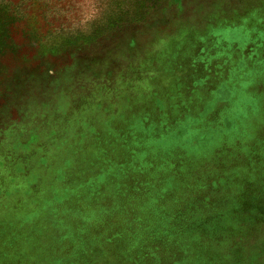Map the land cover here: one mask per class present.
<instances>
[{
	"label": "rangeland",
	"instance_id": "374dc122",
	"mask_svg": "<svg viewBox=\"0 0 264 264\" xmlns=\"http://www.w3.org/2000/svg\"><path fill=\"white\" fill-rule=\"evenodd\" d=\"M140 46L162 55V67L179 60L199 82L213 109L199 132L175 116L163 132L162 115L144 126L134 108H118V90L133 89L125 52L139 56ZM76 87L95 101L111 97L72 121L48 117L54 100L61 115L78 107ZM146 155L156 166L139 176L132 165ZM87 164L128 172L94 168L87 188L59 187L66 169ZM145 179L150 187L139 190L117 184ZM112 196L125 213L112 215L116 205L92 215L93 199ZM63 201L83 211H62L38 230L41 208ZM73 218L71 254L49 255ZM94 224L104 234L79 241ZM95 249L107 264H264V0H0V264H76Z\"/></svg>",
	"mask_w": 264,
	"mask_h": 264
},
{
	"label": "crops",
	"instance_id": "0c3cea01",
	"mask_svg": "<svg viewBox=\"0 0 264 264\" xmlns=\"http://www.w3.org/2000/svg\"><path fill=\"white\" fill-rule=\"evenodd\" d=\"M160 24H163V22ZM167 24L168 23H165V25ZM165 29L168 30V26H166ZM178 34L179 32L174 30L172 32L171 37H170V34H168L169 36H167V38L168 40H172L173 42H175L178 40V37H179ZM126 51L128 50L126 49ZM125 54H126L125 56L126 62L130 60L126 63L127 65L125 69L128 70L132 74L129 77H133L132 79L133 81H130V84H128V86L129 85L131 86L132 84L133 89L127 92L124 89L123 91L122 89L118 90L117 97L118 96L121 97L120 104L119 102L117 103L118 108H122L123 110H125L126 108H129V109L134 108L136 111L133 116L136 117L137 115H143L141 116V118L146 120V122H144V126L155 123L156 121L160 122V118L162 115V118H161L162 124L159 123L158 126H161L163 132L168 131V129H170L173 126L174 120H171L172 116H175V121L177 120L183 121L184 126H186L187 129H195L196 132H199L201 129L205 127V123H204L205 116L208 113H212L213 109L211 108L210 110L207 111V106H206L207 101L205 97H203V95H201L200 93L199 82L192 79L187 74V72H184V70H182L179 67L178 65L179 60L174 61V62L172 61V63H170L169 61L166 63V60H165V66L162 67V64H161L162 55L159 56V53H157L156 50L144 49L141 46L139 47V56L133 57L129 55L128 52H125ZM166 55H168V53ZM170 66H172L175 69L169 71ZM81 74H80L81 80L82 79L85 80L87 78L86 76L89 75L88 73H86L85 76ZM92 84L93 83H89V86H92ZM76 88L72 89L74 94H79V95L83 94V95L73 100L75 104H78V107L75 105H70L68 102L69 109H68L67 115L69 116L70 121H72V119L75 118L76 116H79L83 113L90 115V112H88L90 109L101 110L102 106H105L106 102L110 100L109 97H111V96H108V94H111V92L107 90L103 93L101 100L96 99L97 101H95L94 98H96V94L93 92V90L92 91L88 90V92L84 95L85 91L81 92L79 90V87H76ZM67 98L71 100V98L69 97ZM155 99L159 100L162 103V106H161L162 109L160 107L157 108L155 106ZM128 102H132V104H128ZM58 105H59L58 101L54 100L53 105L50 106V108H48L47 112L50 109L57 110ZM118 108L114 109L116 110L117 114H119ZM32 115L35 116L37 115V113L35 112ZM119 115L120 117H124L125 111L123 115L121 114ZM21 116L23 117L20 118L18 126L19 125L23 126L25 124V115L22 114ZM186 119L188 120L187 123H185ZM189 122L190 124H188ZM77 132L73 131L72 136L81 135L80 132L79 134ZM109 133L111 132L109 131ZM4 140L8 141V137L5 136ZM99 145L100 143H98L97 147H99ZM119 146L121 148H118L117 151L123 150L124 152H126L124 149L125 143ZM98 150L100 149H97V151ZM102 152H103L102 154L96 153L97 159H99L100 157L102 159L103 155L107 153V150L105 148H102ZM86 153L87 152H85L82 155H86ZM59 154L60 153H58L56 156H58ZM63 156L64 155H61L60 160L63 158ZM155 159L157 161V158L153 155L143 156L140 160H137L134 165H132V168L136 169L138 172L137 174L141 176V174L145 173V170L147 171L146 173H148L149 171L152 170L153 167L155 168L156 165L152 164V163H155L154 162ZM91 161L93 160H90L89 162ZM146 165L150 166L149 171L148 169H146L147 167ZM45 166L46 165H43V167ZM103 167L105 170H107V173L111 175H116V174L123 175L125 172L126 173L128 172L127 170L124 169V165L122 164L112 165V166H108L106 164H100L99 167L97 164L96 165L87 164V165L76 166V167L73 166L72 168L66 169L67 172L66 170L63 172V174L65 173V177L63 176L62 185L60 184L59 187L62 189L64 187L72 188L78 183H80V186H82V184L87 183L89 181L88 177L92 173V171H94V168H96L97 170L101 172L103 171L102 170ZM78 177H81V178L78 179ZM76 181L78 182L76 183ZM114 183L116 182H113L111 191L113 193H116L114 189L118 188V186L116 187V184ZM147 183H149V181L145 179L144 182L142 183L141 182L136 183V186L133 185L132 183H130V185L128 186L125 184V182L124 184L121 182L117 184L121 185V187L123 186L126 189L125 191L127 192L128 190L131 189V187L134 190L136 188L139 190L141 187H145V185L150 187V183L149 184ZM106 185L107 183H103L101 185L102 191L104 190V187ZM147 186L145 188H147ZM82 187L87 188L86 185H83ZM79 190H80V193L83 191L82 188ZM107 194L110 196V193L107 192ZM138 195H139L138 192L129 191L130 197L138 196ZM113 199H114L113 196L109 198L108 200L99 199L98 201H96L95 199H93L92 201L93 207L91 208V210L93 211L92 215L96 217L102 213H105L106 211L109 212V210L112 209L116 205H117L116 208L111 211L112 215L117 216L120 213H125L121 208L118 207L119 202L114 201ZM82 205H83L82 202H80V204L70 203V207H69L67 206V202L63 201L59 205L50 206V207L43 206L40 210L41 213L40 214L37 213L38 214L37 220H39V222L41 223V225L38 227V230H41L42 228H46L47 226H49V222H50L48 220L49 218L52 217V218L60 219L62 217L61 216L62 211L68 212V210H70V211H76L77 213L83 211L81 210ZM99 205L101 206V208L99 207ZM100 211H102V213H100ZM116 216H113L114 217L113 219H116L117 218ZM66 217L67 219H71L72 214H68V216L66 215ZM69 223H71L72 225H75V223L80 225V221L79 220L76 221V219L74 218L72 220H69L67 223H63L62 226L68 228L69 232H65L67 234L63 235L60 232V230H58L62 234L60 237L61 244L57 241H55V243L52 242L54 244L52 249L54 250L48 251L49 255H55L56 258H66L71 254V247L69 246H71L70 242L73 241V231L75 229V226H70ZM89 225H92V224H89ZM117 226L118 225L114 224V227H115L114 229L112 226L109 225V227H111L112 233L117 232L116 230ZM96 229H98V227L96 226V224H94V227L92 231H90L91 233L89 234V236L87 237L82 236L79 239V241L85 243V241L87 240L89 241V238L93 240L97 238L99 239L101 237V233H103V230L101 229L96 230ZM44 232H45V237H43L44 238L43 240L47 241V239L49 238V232L48 231H44ZM59 234L56 236L59 237ZM133 241L134 240H131L130 242H127V244L129 245L132 244L131 246L133 247ZM58 245H61L62 247L55 248ZM122 246L123 245H121V247ZM90 252H91L90 257L86 256L80 262L76 261L75 263L76 264H107L108 263L106 253L103 254L102 251H100L99 249L91 250ZM114 261H112V263L110 264H120L118 263L119 262L118 259H117L118 262H114ZM62 264L64 263L62 262Z\"/></svg>",
	"mask_w": 264,
	"mask_h": 264
},
{
	"label": "bare ground",
	"instance_id": "6f19581e",
	"mask_svg": "<svg viewBox=\"0 0 264 264\" xmlns=\"http://www.w3.org/2000/svg\"><path fill=\"white\" fill-rule=\"evenodd\" d=\"M47 116L48 117H51V118H54V117H58L60 118L62 121H69L70 118L67 114L65 113H62V115L60 113H58V111L56 109H50L48 112H47ZM55 120V119H54ZM116 126V125H115ZM117 127V126H116ZM51 132V131H50ZM55 132V131H54ZM52 133V132H51Z\"/></svg>",
	"mask_w": 264,
	"mask_h": 264
},
{
	"label": "trees",
	"instance_id": "16d2710c",
	"mask_svg": "<svg viewBox=\"0 0 264 264\" xmlns=\"http://www.w3.org/2000/svg\"><path fill=\"white\" fill-rule=\"evenodd\" d=\"M24 245L26 246L27 244L25 243V241H23Z\"/></svg>",
	"mask_w": 264,
	"mask_h": 264
}]
</instances>
